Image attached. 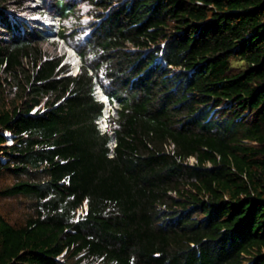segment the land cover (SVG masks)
Here are the masks:
<instances>
[{"label":"trees","instance_id":"trees-1","mask_svg":"<svg viewBox=\"0 0 264 264\" xmlns=\"http://www.w3.org/2000/svg\"><path fill=\"white\" fill-rule=\"evenodd\" d=\"M79 3L70 75L27 0H0V199L26 211L0 213V264H264V0L47 9ZM93 78L121 102L112 156Z\"/></svg>","mask_w":264,"mask_h":264},{"label":"rangeland","instance_id":"rangeland-1","mask_svg":"<svg viewBox=\"0 0 264 264\" xmlns=\"http://www.w3.org/2000/svg\"><path fill=\"white\" fill-rule=\"evenodd\" d=\"M48 2L50 0H47ZM28 3V9L32 8L31 0H27ZM25 12L27 16H32L33 18H37V11L32 9L31 10V15H30V10L28 12ZM35 12V13H34ZM89 12V7L85 5L84 3L81 4L79 3L78 6H76V11L73 16H70L69 19L63 20V28L65 29H71L72 27L70 25H77L79 31L82 32L83 35L88 34L89 30L87 29L88 24L92 22V17L87 14ZM73 29V28H72ZM43 47L49 52L52 53L53 55H58V49L54 45H49L45 44ZM71 73V72H70ZM191 161V160H190ZM13 179L9 176L5 177H0V186L3 184H7L9 182H12ZM22 205L18 206L16 203V200L14 199H0V213L7 218L8 220H15L20 218L24 213H26L25 209H23Z\"/></svg>","mask_w":264,"mask_h":264},{"label":"built area","instance_id":"built-area-1","mask_svg":"<svg viewBox=\"0 0 264 264\" xmlns=\"http://www.w3.org/2000/svg\"><path fill=\"white\" fill-rule=\"evenodd\" d=\"M36 0H32V2H35ZM41 7H37V10H41ZM55 21V20H54ZM52 22L53 24H55V22ZM94 97L96 99H100L104 101V107L102 109V113L101 115L98 117V119L96 120V125H97V129L100 131V133H103L105 131L106 128V123H105V119L109 116H116V110L118 109V103L115 100H112L111 102H107L104 97L102 96L99 88L97 86L94 87ZM5 136L7 137V142L6 144H11V137H10V133H5ZM107 147L109 149L108 153L110 156H112V151L115 147V140L114 137L111 136L110 140L107 143ZM85 209V207H84Z\"/></svg>","mask_w":264,"mask_h":264},{"label":"bare ground","instance_id":"bare-ground-1","mask_svg":"<svg viewBox=\"0 0 264 264\" xmlns=\"http://www.w3.org/2000/svg\"><path fill=\"white\" fill-rule=\"evenodd\" d=\"M70 59V58H69Z\"/></svg>","mask_w":264,"mask_h":264}]
</instances>
